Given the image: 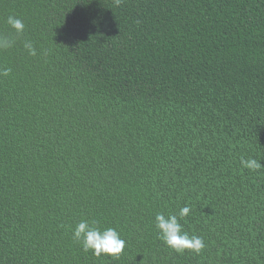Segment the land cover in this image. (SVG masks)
<instances>
[{
	"label": "trees",
	"instance_id": "trees-1",
	"mask_svg": "<svg viewBox=\"0 0 264 264\" xmlns=\"http://www.w3.org/2000/svg\"><path fill=\"white\" fill-rule=\"evenodd\" d=\"M0 40V264H264V0H0Z\"/></svg>",
	"mask_w": 264,
	"mask_h": 264
},
{
	"label": "clouds",
	"instance_id": "clouds-1",
	"mask_svg": "<svg viewBox=\"0 0 264 264\" xmlns=\"http://www.w3.org/2000/svg\"><path fill=\"white\" fill-rule=\"evenodd\" d=\"M116 2L119 4L120 0H116ZM8 23L18 33L23 32L24 24L20 19L10 16ZM11 46V42L0 40V48ZM25 48L28 49L29 54L35 55V49L32 47L31 42H26ZM9 71L10 69H3L0 71V75H8ZM241 165L250 170H256L261 167L259 162L253 158L244 159L241 157ZM189 212L190 208L184 207L180 209L179 215L184 217ZM155 224L159 230L160 239L177 252L189 249L198 253L204 246L203 241L199 237H189L187 233H182V226L175 215H169L165 218L163 213H157ZM73 238L82 243V247L86 252L92 251L96 256H100L103 253L117 257L123 251L125 244L114 228H106L100 231L98 228L91 227L87 220H81L76 225L73 230Z\"/></svg>",
	"mask_w": 264,
	"mask_h": 264
}]
</instances>
